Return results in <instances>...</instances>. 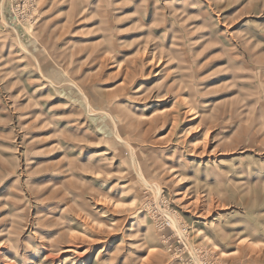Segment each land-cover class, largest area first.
Instances as JSON below:
<instances>
[{
  "label": "rangeland",
  "instance_id": "obj_1",
  "mask_svg": "<svg viewBox=\"0 0 264 264\" xmlns=\"http://www.w3.org/2000/svg\"><path fill=\"white\" fill-rule=\"evenodd\" d=\"M0 264H264V0H0Z\"/></svg>",
  "mask_w": 264,
  "mask_h": 264
},
{
  "label": "bare ground",
  "instance_id": "obj_2",
  "mask_svg": "<svg viewBox=\"0 0 264 264\" xmlns=\"http://www.w3.org/2000/svg\"><path fill=\"white\" fill-rule=\"evenodd\" d=\"M152 185V184H151ZM70 250V249H69Z\"/></svg>",
  "mask_w": 264,
  "mask_h": 264
}]
</instances>
